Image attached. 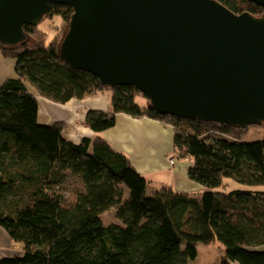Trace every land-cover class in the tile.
Here are the masks:
<instances>
[{
  "label": "trees",
  "instance_id": "trees-1",
  "mask_svg": "<svg viewBox=\"0 0 264 264\" xmlns=\"http://www.w3.org/2000/svg\"><path fill=\"white\" fill-rule=\"evenodd\" d=\"M216 1L235 13H264L248 0ZM71 14L51 4L41 21L53 32L41 21L24 25L23 42L0 46L16 73L0 83V229L22 245L0 264H190L198 243L216 242L223 255L212 264H264V137L245 141L246 127L161 114L136 87L105 86L72 69L59 56ZM106 90L110 112L85 115L92 138L73 143L62 122H38L37 94L65 103ZM119 113L169 124L174 156L189 161L187 176L200 189L150 185L99 135ZM70 176L81 189L66 202L57 190ZM109 212L115 222L103 219Z\"/></svg>",
  "mask_w": 264,
  "mask_h": 264
},
{
  "label": "water",
  "instance_id": "water-1",
  "mask_svg": "<svg viewBox=\"0 0 264 264\" xmlns=\"http://www.w3.org/2000/svg\"><path fill=\"white\" fill-rule=\"evenodd\" d=\"M51 4L72 9L59 43L72 69L136 87L161 114L264 123V13L216 0H0V46L23 42Z\"/></svg>",
  "mask_w": 264,
  "mask_h": 264
},
{
  "label": "crops",
  "instance_id": "crops-1",
  "mask_svg": "<svg viewBox=\"0 0 264 264\" xmlns=\"http://www.w3.org/2000/svg\"><path fill=\"white\" fill-rule=\"evenodd\" d=\"M11 69L4 70V79L11 76ZM36 99L38 122L46 125L62 122V136L73 143L94 136L84 120L88 110H111L109 90L81 99L72 98L65 103H57L38 94ZM173 134V128L160 120L132 118L123 113L116 115L113 127L99 133L114 149L126 154L135 169L152 184H165L178 191L196 192L200 186L187 176L189 161L174 159L173 163L169 162L173 150ZM0 233V239L7 244L4 249H0L1 256L3 252L8 254L12 251L7 247L10 240L6 232L0 229Z\"/></svg>",
  "mask_w": 264,
  "mask_h": 264
},
{
  "label": "rangeland",
  "instance_id": "rangeland-1",
  "mask_svg": "<svg viewBox=\"0 0 264 264\" xmlns=\"http://www.w3.org/2000/svg\"><path fill=\"white\" fill-rule=\"evenodd\" d=\"M46 21L45 20L41 21L40 25L43 26V28L50 34L51 32H53V30H51L46 25ZM54 21L58 22L59 20L57 17H55ZM48 39H49V36H48ZM13 63H14V59L12 58L11 55H5V54L0 52V77H1L0 83H2L4 81V77L6 76V71H4V70H6L7 68L11 69L13 66ZM13 71L14 70L11 69V76H8V77H16V73H14V75H13ZM28 86H29V89L31 90V86L30 85H28ZM245 131H247L246 137L244 138L245 141H253V140L261 139L264 137V126H262V125L261 126L249 125L248 127H246ZM174 154L175 153L172 150V154H171L172 156L169 158L170 163H173L174 159H178L177 157L174 156ZM184 160L187 161V159H184ZM148 181H149L148 183L150 185H152V182H150V180H148ZM153 186H155V185H153ZM229 186H231V183L229 184ZM79 189H81V183L79 182V180H77L73 176H70L59 187L57 192L62 194L63 197L65 198L66 202H67L70 200L69 198L71 197V195L76 190H79ZM263 189H264V187H263ZM102 217L107 223L115 222V219L113 217L112 212L104 213L102 215ZM11 242H10V244H8L9 246H7L8 249H10L13 253L14 252H21V248H22L21 243L15 242V241H11ZM5 245H7L6 242H4L2 239H0V249H4V247H6ZM197 252L198 253H197L196 258L194 260L190 261V264H212V263L217 262L220 259V257L223 255V249L218 244V242H216L214 244L198 243L197 244ZM2 254L5 255L6 252H3ZM232 264H236V263H232Z\"/></svg>",
  "mask_w": 264,
  "mask_h": 264
}]
</instances>
